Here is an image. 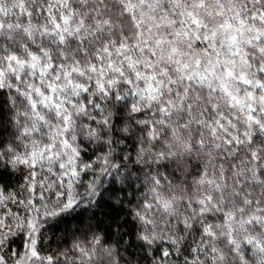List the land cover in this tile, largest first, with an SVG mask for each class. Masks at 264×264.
Returning <instances> with one entry per match:
<instances>
[{
  "label": "snow or ice",
  "instance_id": "snow-or-ice-1",
  "mask_svg": "<svg viewBox=\"0 0 264 264\" xmlns=\"http://www.w3.org/2000/svg\"><path fill=\"white\" fill-rule=\"evenodd\" d=\"M0 264H264V0H0Z\"/></svg>",
  "mask_w": 264,
  "mask_h": 264
},
{
  "label": "trees",
  "instance_id": "trees-1",
  "mask_svg": "<svg viewBox=\"0 0 264 264\" xmlns=\"http://www.w3.org/2000/svg\"><path fill=\"white\" fill-rule=\"evenodd\" d=\"M55 247V245H53V248Z\"/></svg>",
  "mask_w": 264,
  "mask_h": 264
}]
</instances>
